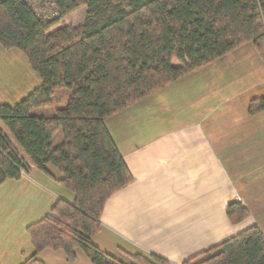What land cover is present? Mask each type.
I'll list each match as a JSON object with an SVG mask.
<instances>
[{
	"label": "trees",
	"instance_id": "obj_1",
	"mask_svg": "<svg viewBox=\"0 0 264 264\" xmlns=\"http://www.w3.org/2000/svg\"><path fill=\"white\" fill-rule=\"evenodd\" d=\"M34 2L0 0V46L18 49L38 78L16 103L0 102V182L35 166L74 196L26 225L33 250L21 264H44L36 255L45 248L68 261L80 248L92 264H168L154 253L121 260L92 241L106 199L133 180L105 120L246 41L264 61V0ZM80 7V24L61 22ZM59 89L69 91L62 107L33 112ZM262 109L264 96L249 100V113ZM225 211L231 223L249 215L236 199ZM182 264H264V234L250 225Z\"/></svg>",
	"mask_w": 264,
	"mask_h": 264
},
{
	"label": "crops",
	"instance_id": "obj_2",
	"mask_svg": "<svg viewBox=\"0 0 264 264\" xmlns=\"http://www.w3.org/2000/svg\"><path fill=\"white\" fill-rule=\"evenodd\" d=\"M27 91L0 93V102L14 104ZM258 96H264V61L246 41L108 116L133 180L106 199L93 243L121 260L154 253L182 264L250 225L264 234V109L247 111ZM47 176L30 166L0 182V264L28 258L26 225L57 198L72 201V191L41 189L37 180ZM229 199L241 201L249 215L231 223ZM36 257L44 264H92L80 248L73 261L61 249Z\"/></svg>",
	"mask_w": 264,
	"mask_h": 264
},
{
	"label": "rangeland",
	"instance_id": "obj_3",
	"mask_svg": "<svg viewBox=\"0 0 264 264\" xmlns=\"http://www.w3.org/2000/svg\"><path fill=\"white\" fill-rule=\"evenodd\" d=\"M84 15H85V8L80 7L72 11L70 14L66 15L61 20V22L67 25L75 26L83 21ZM0 48L4 50V54L0 55V93L3 96L6 94L5 98L6 97L11 98L12 93L17 90L27 91L24 90V87L27 86L31 87L33 84L35 85L38 83L37 76L30 69L25 56L18 49L14 47L10 49H4L1 46ZM17 55L20 56L18 59L15 57ZM31 88L28 89L30 90ZM7 93L10 96H7L8 95ZM25 95L26 94H24L23 96ZM68 95H69V91L67 89L56 90L54 92L50 105L35 108L33 109V112H37L39 114L51 113L52 111H54L55 107H62L66 103ZM58 132L60 133V131ZM58 136L60 137V134L56 133L54 140H56V137ZM37 182L39 183V184L37 183L38 185L43 186L42 188L39 186L43 190L47 188L48 190L49 189H53L54 191L65 190L66 192H71L69 189L62 186L61 184L59 185L57 181H55L54 179L48 176L47 178L45 177V180H37Z\"/></svg>",
	"mask_w": 264,
	"mask_h": 264
},
{
	"label": "built area",
	"instance_id": "obj_4",
	"mask_svg": "<svg viewBox=\"0 0 264 264\" xmlns=\"http://www.w3.org/2000/svg\"><path fill=\"white\" fill-rule=\"evenodd\" d=\"M35 0H32V2H33V4H35V2H34ZM37 4V3H36ZM52 3L51 2H47V6H48V8H51L50 9V11H49V14H55V10L54 9H52ZM37 5H34V9H35V11H41V10H39V9H37V7H36ZM49 15H47V17H48ZM21 172H23V170L21 171Z\"/></svg>",
	"mask_w": 264,
	"mask_h": 264
}]
</instances>
